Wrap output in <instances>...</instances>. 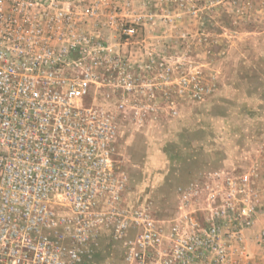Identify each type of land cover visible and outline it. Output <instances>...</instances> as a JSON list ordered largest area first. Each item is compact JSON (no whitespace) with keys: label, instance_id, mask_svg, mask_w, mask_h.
Listing matches in <instances>:
<instances>
[{"label":"built area","instance_id":"built-area-1","mask_svg":"<svg viewBox=\"0 0 264 264\" xmlns=\"http://www.w3.org/2000/svg\"><path fill=\"white\" fill-rule=\"evenodd\" d=\"M154 26L144 0H0V264H264L254 171L178 187L169 216L126 201L118 117L157 111Z\"/></svg>","mask_w":264,"mask_h":264},{"label":"rangeland","instance_id":"rangeland-1","mask_svg":"<svg viewBox=\"0 0 264 264\" xmlns=\"http://www.w3.org/2000/svg\"><path fill=\"white\" fill-rule=\"evenodd\" d=\"M144 1L155 26L143 38L154 46L159 65L141 74L155 84L157 111L141 127L118 117V147L144 127L167 124L186 112L192 126L214 129L221 122L214 101L233 98L226 103L230 114L225 130L230 132L223 134L224 141L248 149L239 169L255 172L258 205L264 211V0ZM149 96L144 89L137 98ZM170 103L174 117L168 114ZM200 104L203 110L197 109ZM116 153L117 166L129 171L130 158L120 148ZM258 228H264V215Z\"/></svg>","mask_w":264,"mask_h":264},{"label":"crops","instance_id":"crops-1","mask_svg":"<svg viewBox=\"0 0 264 264\" xmlns=\"http://www.w3.org/2000/svg\"><path fill=\"white\" fill-rule=\"evenodd\" d=\"M232 99L216 98L214 101L215 115L221 120L214 129L203 124L192 126L190 112H186L167 124L144 127L119 147L118 132L116 151L120 148L122 156L133 163L129 171H124L128 177L125 198L130 207L152 200L157 210L169 216L177 207L178 187L204 180L203 177L210 173L245 172L239 168L248 149L242 145L227 146L223 136L230 132L225 130L230 114L226 103L233 102ZM197 109L203 110V105ZM103 262L98 259L93 264Z\"/></svg>","mask_w":264,"mask_h":264}]
</instances>
